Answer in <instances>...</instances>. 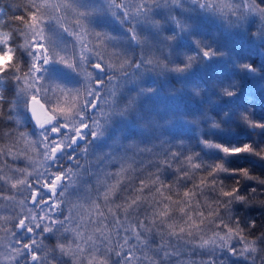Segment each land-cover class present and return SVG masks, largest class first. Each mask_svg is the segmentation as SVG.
<instances>
[{"label":"snow or ice","instance_id":"1","mask_svg":"<svg viewBox=\"0 0 264 264\" xmlns=\"http://www.w3.org/2000/svg\"><path fill=\"white\" fill-rule=\"evenodd\" d=\"M172 6L210 14L228 28L248 32L264 52V0H97L88 6L82 0L54 5L21 0L12 5L11 15L0 7V264H264V228L257 234L256 219L237 211L241 206L264 209V200L256 199L264 196V178L249 167L204 160L182 148V141L141 147L133 140L107 158L90 155L92 139L103 137L114 117L135 112L141 94L154 91L139 87L125 97L106 85L121 78L131 83L147 72L183 73L201 57L223 55L198 41L199 53L177 64L166 44L141 34V28H158V10ZM53 14L60 30L72 38L71 46L46 34V18ZM96 15H110L125 25L139 51L130 55L118 37L93 22ZM169 19L178 29L189 27L171 11ZM109 46L120 50L110 54ZM51 64L83 77V91L52 83L56 79L45 75ZM241 68L250 74L259 71L251 63ZM192 91L199 95L201 89ZM221 91L231 97L236 89ZM21 106L38 132L20 130ZM98 110L99 118H93L90 112ZM202 118L210 119V127H220L210 113ZM239 118L249 128L264 129V121L249 112ZM201 143L226 157L248 153L264 160V144ZM29 149L43 166L31 172L14 167L21 157L29 158ZM64 159L70 167L62 166ZM90 174L94 182L75 191ZM246 181L254 182L247 191ZM69 186L87 210L66 198ZM17 196L24 198L18 201Z\"/></svg>","mask_w":264,"mask_h":264},{"label":"rangeland","instance_id":"2","mask_svg":"<svg viewBox=\"0 0 264 264\" xmlns=\"http://www.w3.org/2000/svg\"><path fill=\"white\" fill-rule=\"evenodd\" d=\"M47 2L54 5L64 3L65 0H47ZM82 2L88 6L97 3V0H82ZM170 11L178 18L185 19L189 27L183 30L178 29L174 22L169 19ZM68 18L71 19V16ZM157 19L161 21L158 28H141V34L148 36L157 43L166 44L169 48V56L172 62L180 64L184 62L186 55L198 54L199 51L196 48L198 47V41L204 46L212 47L215 51L223 53V55L214 56L210 59L201 57L198 60L199 63L195 62L190 69L183 73L173 71H165L163 74L141 73L140 79L132 81L131 83L121 78L118 81H113V84L106 85V90H111L115 86L117 92H121L122 96L125 97L135 93L139 87L145 88V85H147V88L149 85H152L151 88L154 91L141 94L135 112L131 113L128 117H114L105 126L104 136L98 139H92L90 145V155L92 156L103 155L107 158V154L122 152L127 143L133 140L138 141L142 144L141 147H143L145 142H151L149 139L154 137V134L169 144L178 141L185 142L191 135H188V128H192V133L198 136L196 126L188 118V114L189 116H197V113L190 111V107L192 108V100L189 93H194L192 91L194 87L202 89L203 86L207 87L205 84L208 83L211 92L215 91L218 93L224 87L232 88L234 85L232 84L234 81L232 79L236 78H232V75L240 72L244 76L255 78V80H251L248 77L251 80L250 82L254 84L255 89L260 91L261 95H264V52L251 39L248 32L228 28L223 22L210 14L201 11H186L178 6H172L171 9L162 8L158 10ZM46 20L48 25L46 34L53 41H63L71 46L72 38L60 30L56 23L55 14H53L51 19L46 18ZM93 22L98 27L104 28L110 35L118 37L120 43L130 51V55L131 52L136 54L139 51L136 49L135 43L129 41L126 26L122 25L115 18L110 15H96L93 18ZM251 30L254 31L255 29L252 28ZM167 36H174L175 38L170 40V42L166 39ZM119 50V48L113 49L111 46L108 48L110 54L113 51ZM20 51L22 52V56L20 55L21 59L27 61L29 59L27 55L23 50ZM114 59L115 57H113ZM254 59H256L254 66L259 70L258 75L250 74L247 70L241 68L242 64L252 63ZM205 63L209 65L207 69L203 67ZM219 67L224 72L223 77L221 76ZM128 71L131 72L132 70L128 69ZM142 74L144 75V80L142 79ZM45 75L49 78L56 79L52 83H59L61 87L80 88L83 91V86L87 84V81L83 77H78L62 64H51L47 66ZM200 77L205 82L202 79L199 80ZM160 80H163L164 83H161ZM3 83L6 89L7 82L5 81ZM209 88L208 90L210 91ZM11 90L15 94V88L13 87ZM200 94H205V90H202ZM195 96L198 95L194 93ZM145 98L152 99V101L145 103ZM100 105L101 109H105L104 100L100 101ZM146 108H149V110H146ZM90 114L93 118H99V110L95 114L91 112ZM191 118L194 117L192 116ZM146 120L152 121L154 125L149 124L151 127L144 125L141 128L140 125ZM20 122L21 131L29 133L38 132V129L32 124L28 113L22 106ZM12 126L15 127V125ZM35 138L34 136H30V139ZM81 144H84V142ZM20 146L22 148L25 147L23 143ZM200 156L204 160L209 159V156L205 155L202 151L200 152ZM28 157L27 159L21 157L13 166L16 165L18 168L26 169L29 172L33 171L34 167L43 166L41 157L35 154L34 149H29ZM83 162L82 160L81 163ZM29 165H32V167ZM63 167H70L67 160ZM73 179L75 180L76 178L74 177ZM92 182H94V175L90 174L88 177L82 178V184L77 186L75 191L82 190L83 184ZM73 191L72 186H69L68 193H71V195H67L66 198L74 204H84L85 210H87L86 203L77 200L76 194ZM23 198V196L16 197L18 201Z\"/></svg>","mask_w":264,"mask_h":264},{"label":"trees","instance_id":"3","mask_svg":"<svg viewBox=\"0 0 264 264\" xmlns=\"http://www.w3.org/2000/svg\"><path fill=\"white\" fill-rule=\"evenodd\" d=\"M19 2H21V0H0V7H3L5 11H8L11 15L12 11H15L12 8V5ZM15 14L21 15L23 13L20 11H16ZM17 43H23V41L19 40L17 41ZM196 48L199 51V48ZM19 55L22 56V52L20 50ZM255 60L256 59H254V62L252 61L251 64L254 63L253 65H255ZM196 62L199 63L198 60ZM203 67L207 69L209 65L205 63ZM219 69L221 71V76L223 77L224 72L220 67ZM150 73L155 74L152 72H147V74ZM234 77H236L235 79H232V81L234 80L232 83L234 84L232 88L236 89L234 96H226L222 91L218 93L215 91L211 92L208 83L205 84L207 85V87L203 86V88L201 89V91L205 90V94H200L194 97V93H189V96L192 100V108L190 107V111L192 113H197V116H189L188 114V118L192 121L194 126H196L198 136L192 133V128H188V135H191L180 146L184 149H191L192 151L198 153L202 151L205 155L209 156V159L207 161L224 160L225 164L229 168L249 167L253 171L254 175L264 178V160H260L259 158L248 153H241L239 155L226 157L220 149L208 148L201 143V140L204 139L211 140L216 144L225 146H239L246 142H252L256 145L264 144V129L249 128L239 118V114L241 112H249L253 119L264 121V95H261L260 91H257L254 84L250 82L251 80H255V78L248 76L251 79L250 80L247 76L242 75L240 72L238 74H233L232 78ZM142 79L144 80L143 74ZM200 79L204 80L202 77H200L199 80ZM160 82L162 83L163 80H160ZM178 84L180 85V83ZM151 87L152 85H149L148 88ZM145 88H147V85H145ZM208 88L210 89V91L208 90ZM5 90H7V88ZM149 101H152V99L145 98L144 102L146 103ZM146 110H149V108H146ZM206 113H210L211 116L215 117L220 123V127H210V119L202 118ZM225 113H227V115H225ZM192 116L194 118H191ZM149 124H153L152 121L146 120L143 124L140 125V127L143 128L144 125L151 127ZM149 140H151V142H145L143 145L155 144L161 139L159 138V136L154 134V137ZM176 143L177 142H172L171 144L174 145ZM65 162L66 160L64 159L62 161V166L65 165ZM14 167L18 166L15 165ZM229 179L231 178L229 177ZM252 186H254V182L246 181L243 185V188L245 191H247V189ZM256 199L264 200V196H258ZM237 211H239L241 215H247L256 219L258 225L257 234H259L260 228H264V214H262L264 213V209H260L258 205L256 207L251 206L247 209L241 206L237 209ZM53 242L54 241L52 240H45L46 244H51Z\"/></svg>","mask_w":264,"mask_h":264},{"label":"water","instance_id":"4","mask_svg":"<svg viewBox=\"0 0 264 264\" xmlns=\"http://www.w3.org/2000/svg\"><path fill=\"white\" fill-rule=\"evenodd\" d=\"M28 115H29V118H30V120H31V117H30V113H28ZM31 122H32V124L34 125V122L31 120ZM35 126V125H34Z\"/></svg>","mask_w":264,"mask_h":264},{"label":"flooded vegetation","instance_id":"5","mask_svg":"<svg viewBox=\"0 0 264 264\" xmlns=\"http://www.w3.org/2000/svg\"><path fill=\"white\" fill-rule=\"evenodd\" d=\"M90 115H91V114H90ZM82 142H84V141H80V144H81ZM65 164H66V162H65Z\"/></svg>","mask_w":264,"mask_h":264}]
</instances>
